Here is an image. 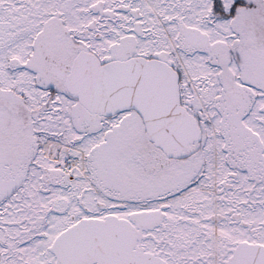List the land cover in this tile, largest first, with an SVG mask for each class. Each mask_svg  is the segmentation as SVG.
Wrapping results in <instances>:
<instances>
[{"label": "snow or ice", "instance_id": "6c2138e0", "mask_svg": "<svg viewBox=\"0 0 264 264\" xmlns=\"http://www.w3.org/2000/svg\"><path fill=\"white\" fill-rule=\"evenodd\" d=\"M0 264H264V0H0Z\"/></svg>", "mask_w": 264, "mask_h": 264}]
</instances>
